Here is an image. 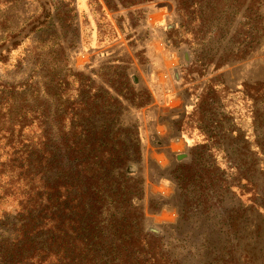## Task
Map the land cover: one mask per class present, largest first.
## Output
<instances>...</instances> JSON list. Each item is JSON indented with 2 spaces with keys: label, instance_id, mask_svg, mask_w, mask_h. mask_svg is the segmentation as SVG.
I'll use <instances>...</instances> for the list:
<instances>
[{
  "label": "rangeland",
  "instance_id": "374dc122",
  "mask_svg": "<svg viewBox=\"0 0 264 264\" xmlns=\"http://www.w3.org/2000/svg\"><path fill=\"white\" fill-rule=\"evenodd\" d=\"M191 4L0 0V140L80 86L137 138L126 171L160 264H264V0Z\"/></svg>",
  "mask_w": 264,
  "mask_h": 264
},
{
  "label": "trees",
  "instance_id": "16d2710c",
  "mask_svg": "<svg viewBox=\"0 0 264 264\" xmlns=\"http://www.w3.org/2000/svg\"><path fill=\"white\" fill-rule=\"evenodd\" d=\"M175 1L184 8L195 2ZM77 91L64 95L70 106L56 92L50 121L43 107H32L14 127L18 133L0 140V209L15 203L14 211L0 212V264H160L157 239L141 236L137 182L126 171L137 138H121L110 104ZM108 107L111 114L94 123ZM24 129L31 132L26 142ZM195 177L192 184L202 182ZM180 180L189 175L181 172Z\"/></svg>",
  "mask_w": 264,
  "mask_h": 264
},
{
  "label": "water",
  "instance_id": "95a60500",
  "mask_svg": "<svg viewBox=\"0 0 264 264\" xmlns=\"http://www.w3.org/2000/svg\"><path fill=\"white\" fill-rule=\"evenodd\" d=\"M184 156L182 155V156H180L179 157V160H181L182 158H183ZM129 168V169H128ZM128 168H127V170H128V173H131V167L130 166H128ZM153 232H158V230L157 229H154V228H152L151 229Z\"/></svg>",
  "mask_w": 264,
  "mask_h": 264
}]
</instances>
